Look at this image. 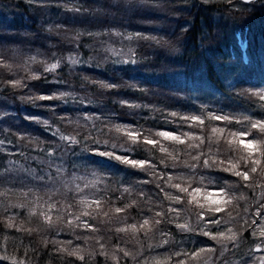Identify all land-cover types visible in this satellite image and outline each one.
Segmentation results:
<instances>
[{
    "label": "trees",
    "instance_id": "obj_1",
    "mask_svg": "<svg viewBox=\"0 0 264 264\" xmlns=\"http://www.w3.org/2000/svg\"><path fill=\"white\" fill-rule=\"evenodd\" d=\"M63 2L70 6L88 7L91 0H63ZM59 3L60 0H56V4ZM44 6L40 0H37L36 3H30L29 0H0V54L4 55L10 63H20V57L24 54L34 56L39 52L42 58H47L55 51L58 57H68L67 55H69L80 62L70 66V62L68 63V60L65 59V63L62 62L55 73H45L40 80L26 81V88L0 90V110L10 114L4 122L8 125L7 129H11L12 133H27L38 138L41 147H45L49 144L59 143V137L53 135L57 128L65 135H68L72 128H82L85 121L77 118L84 115L100 117L101 120L96 122L97 127L103 128V123L108 124V128H104L105 134L100 138L111 139L115 142L124 140L126 128L153 134L158 131H174L179 135L181 132L189 131L197 134H210L211 128L225 126L222 121H209L207 119L208 112L201 113V105L207 106L212 111L223 109V114L233 115L237 119H241L244 115L250 116L253 120L264 119V108L261 107L258 98L249 92V90L253 92L264 91V0L251 2L208 0L207 3H204L203 0H172V6L176 7L179 15L174 24V37L171 34L168 37L171 44L167 53L159 51L153 54L148 50L138 48V56H148L150 59L142 60L137 65L139 71L131 73L124 69L120 75H116L112 71V69L119 70L124 67L123 64L118 63L120 53L116 49L122 48L127 41L122 42L118 38L109 41V44L114 45V47L102 54L110 57L108 64L105 65L108 70H101L97 67L100 57L91 59L97 55L96 50L85 47L86 44L91 45L93 43L92 37H81L80 39L83 38L81 44L79 42L77 46L61 44L55 49L48 46L37 28L41 19L40 13L46 11ZM48 10L53 13L60 11L56 5L47 6ZM76 19L77 21L80 19L86 21L88 17L85 14L78 19V14H76ZM65 22L69 23L70 21L66 20ZM76 26L84 27L82 24ZM141 30L139 28L131 29V31ZM237 32L240 33L241 42L246 45L245 49L242 47ZM176 48L182 50L180 54L174 51ZM170 52L174 53V56H170ZM162 64L174 65L184 69L187 73L186 79H184L185 85L175 87L177 83L175 79H170L168 75L161 74V67L158 66ZM35 66L32 67L34 71ZM191 70L193 71L191 72ZM37 71H42V69L37 66ZM3 75L6 79L13 78L10 73L4 72ZM85 78L103 81L105 84H117L120 87L101 88L98 84L88 83ZM170 87H174V94H179H175L177 97L174 96L172 101L157 95V92L154 93V90H166ZM54 93H67L68 95L51 101L37 100L35 105L38 106H34L33 102L27 99L33 94L53 95ZM21 97H25V99H21ZM120 101L127 103L122 105L119 103ZM21 104L25 105L24 108L21 107ZM129 105H140V107H130ZM173 111L182 116L201 115V118L205 119L207 127L203 130L190 128L189 125H181L179 120L166 124L164 116ZM28 116L48 120L51 128L25 119ZM60 117H72V125H68L67 121L60 120ZM117 126L121 128L120 131L116 130ZM230 128L233 132L239 131L238 125L230 126ZM11 138L14 141L17 139L15 135L10 136ZM153 138L161 139L155 136ZM161 142L173 153L178 152L182 155L186 149L185 145L163 141L162 139ZM133 147L135 149V146ZM9 148H13V146L9 145ZM20 150L26 151L23 147ZM205 150L207 149L205 148ZM77 151L79 150L77 149ZM26 154L37 155L35 151H26ZM117 154L123 153L118 152ZM230 154L238 155L234 152ZM132 158L151 161L156 165L157 171L165 175L180 174L176 169L170 166L166 168L165 165L160 164V160L165 158V154L161 153L158 148L152 150L151 146H141L140 150L133 152ZM8 159H19L25 167L30 165L39 170L34 161L25 162L20 157H8L7 159L5 157L3 162L7 163ZM88 159L96 162L106 161V169H100L88 163L87 160H79L76 157L66 156L65 161L74 162L79 168V175H83L87 170L89 172L96 171L105 177L107 191L103 196H92L88 194L90 190H85V196L89 200L100 199L103 203L102 209L94 211L91 217H81L91 223L97 231L92 232L74 226L70 228L65 222L73 219L74 216H80L81 212L86 210L77 203L81 199L80 195L72 194L69 197L57 194L50 199L49 194L52 190L46 188L47 191L44 192L46 198L39 200L38 195L43 194L39 190L42 186L24 180L17 181L19 183L17 187L15 185V188L7 187L12 189L11 191L6 190L5 192V190L0 189V193H7L3 196L0 205V227H3L2 235L8 237V254L24 258L22 256L23 249H20L22 242L26 248L35 249L28 255L31 264H67L68 261L84 264V262L76 261L75 257H68L66 252H57L56 249L62 244L48 243L46 245L43 242L52 240L67 242L71 240L73 245L63 244V246L71 250V247L78 245L83 249L82 254H87L98 251L96 240L100 238L105 243L109 253L115 250L117 244L133 253L139 250L141 253V256L137 257L139 264H146V262L147 264H174L178 259L190 261L188 257L177 258L174 256L169 261L167 257L174 251L191 252L201 247L213 246L208 242V237L199 234L186 236L177 233L176 240L184 241L180 248L154 249L149 248L148 245L155 244L160 239L155 230L149 234V239H145L143 233L138 235H133L131 232L116 233V228L126 227L133 223L138 224L144 218L150 219L155 212L162 210L152 205V200H157L155 195H152V199L147 202L137 199L136 196L141 188L136 187L135 182L139 180L151 181L153 178L140 169L129 168L115 160L108 161V158L99 155H91ZM0 160L3 159L0 157ZM65 167L67 168L69 165L65 163ZM214 172L217 173L213 175L216 178L215 183L209 185L208 181L205 180L199 195L201 202H203L205 192L212 193V199H218L219 186L227 184L233 189L239 186V178L231 173ZM184 174L187 175L186 172ZM88 178L91 179V177ZM121 181H123L122 185ZM83 186L81 183L82 188ZM98 187L103 189L105 184H100ZM121 187L133 189L132 193L123 200L118 199L121 192L116 191ZM142 188L149 194L158 191L156 185L151 182L143 185ZM29 191L31 194L25 195ZM166 191L175 192L171 189H166ZM241 193L245 196V200L234 201V206L229 208L233 216L238 212L243 213L245 208L254 212L252 198L255 196L258 199L260 190L257 189L253 192L251 189L245 188L238 192L232 191L230 195L238 197ZM12 195H16V197L14 198ZM162 195L161 193L160 196L162 197ZM29 198L33 200V203L27 202ZM132 200H137V203L128 208L126 213L114 214L112 211L115 207H124L130 204ZM49 204H55L56 207L50 209ZM69 204L72 205L70 210L65 208V205ZM164 206L165 208L168 206L167 201L164 202ZM185 207L189 209V212L186 213L188 215L192 211H198L191 205H185ZM20 208H23L25 212ZM68 211L72 215H67ZM104 212H108L109 215H103ZM39 213L49 214L55 221V228L52 229L44 225L42 223L43 218L38 215ZM217 215H223L224 218H227L226 213ZM58 216L61 217L60 220L56 219ZM9 217H12V222L18 225L20 229H37V231L29 236L28 233L18 231L17 228H7ZM251 218L259 221L255 229L258 232L260 227L264 226V219L255 216ZM168 229L176 233L174 225H168L164 230ZM119 237H122L127 243H123ZM248 238L251 240L261 239L259 236L252 237L250 234ZM13 244L16 247H13ZM128 259L121 257V264H125ZM92 264H115V262L111 260L106 262L104 256L95 255Z\"/></svg>",
    "mask_w": 264,
    "mask_h": 264
},
{
    "label": "snow or ice",
    "instance_id": "obj_2",
    "mask_svg": "<svg viewBox=\"0 0 264 264\" xmlns=\"http://www.w3.org/2000/svg\"><path fill=\"white\" fill-rule=\"evenodd\" d=\"M0 59L8 60L4 55L0 54ZM68 62L75 64L78 61L76 58L67 57ZM63 62V61H62ZM58 63H50L46 65L45 73H55L57 68L60 67ZM10 63V62H9ZM2 70V68H0ZM41 75V76H42ZM41 77L38 79L40 80ZM46 79V77H45ZM20 85V81L14 78H8L7 82L0 81V90L14 89ZM108 87L113 85L108 84ZM252 96L258 98L260 105L264 108V91H251ZM67 93H61L58 97L52 95H38L32 97L30 101L61 99ZM126 104V101H123ZM130 107H140V105H129ZM201 113L208 112L207 119L209 121H222L224 127H213L209 133L197 134L195 132H181L179 135L174 131H158L154 134L151 132H143L138 129H125L127 137V146L122 145L116 148L112 146V151H105L109 147L107 140L101 142V136L104 134L105 129L97 127L100 117L95 115H84L77 119L85 121L83 127L87 128V133H91V139L87 138V133L81 131L80 135L75 134L65 135L57 128L54 136L59 137V143L49 144L41 147V142L38 138L24 133H12L11 129H5L0 126V157L7 155L8 157H20L25 162L34 161L37 169L32 168L30 165L25 167L20 163L19 159H8L7 163L0 160V188L6 184H14L20 180H28L37 186L46 187L52 190L49 198L52 199L55 195H67L71 197L72 194L80 195L81 199L77 202L82 205L86 210L81 212L80 216H74L71 220L65 222L68 226L83 228L96 232L97 229L91 223L81 217H91L92 213L101 210L103 203L100 199L89 200L85 196V190H90L89 195L103 196L107 191L105 177L98 174L96 171H87L83 175H77L79 168L71 160L65 161L66 156L76 157L79 160H87L91 155H99L101 157H108L119 161L120 164L128 166L133 169H140L141 171L152 176V180H139L136 187L141 190L136 193L137 199L142 201H150L152 195L157 197V200H152V205L159 207L162 210L154 213L152 218H144L140 223L128 224L126 227H118L115 229L116 233H128L133 235L143 233L145 239H149V234L155 230L160 239L155 244H149V248L167 250L169 248H180L184 243L183 240H176L177 233L185 234H199L208 237L214 241V245L210 247H201L188 251H174L167 257L169 261L173 256L188 257L189 260L199 261L200 264H264V255H257L264 253V226L260 227L257 232L256 226L258 220L252 219V216L264 219V119L253 120L250 116L244 115L241 119H237L233 115L223 114V109L215 111L209 110L207 106H200ZM219 113V114H218ZM10 114L0 110V125L4 122L5 118ZM25 119L33 120L38 124L44 125L46 128H51L48 120H41L39 117L28 116ZM60 120L67 121L69 125L73 123L72 117H60ZM179 120L181 125H189L190 128L205 129V119L201 115L182 116L178 112H169L164 116V122H175ZM239 126V131H231V127ZM78 128L77 130H80ZM120 131L119 126L116 127ZM83 133V134H82ZM15 135L17 139L14 141L9 137ZM159 137L163 141H170L175 144L185 145L186 149L181 155L180 153L170 152L165 147L161 139L153 138ZM12 145L13 148H9ZM75 146V147H73ZM135 146V149L134 147ZM141 146H151L152 150L159 149L161 153L165 154V158L160 160V164L165 167H172L176 169L179 175H165L158 172L156 165L146 159L132 158L135 150H140ZM26 149L27 152L35 151L37 155H28L26 151H21V148ZM205 148L207 150H205ZM14 149V150H13ZM77 149L79 151H77ZM91 149V151H89ZM103 149V150H102ZM215 149V150H213ZM121 152L123 154H117ZM238 153V155H231L230 153ZM43 157V158H41ZM223 157V158H222ZM60 161V163H57ZM170 162V164H169ZM65 163L69 167H65ZM47 169V171H45ZM151 170V171H149ZM214 171H223L231 173L233 176L239 178V186L233 189L230 185L219 186V198L212 199V193L205 192L203 202L199 195L204 186L205 180L209 185L215 183V177L212 175ZM187 173L185 175L184 173ZM20 173L24 175L21 176ZM88 177H91L89 179ZM154 183L157 188L156 193H146L143 191L142 186L148 183ZM83 183V188L81 187ZM121 185L123 181L120 182ZM105 184L103 189L98 185ZM199 185V186H194ZM251 189L255 192L260 190L259 198L253 196L254 212L245 208L243 213H237L235 216L229 211L230 206H234V201L245 200V196L241 193L240 196L230 195L232 191H240V189ZM166 189L175 190V192L166 191ZM116 191L121 192L118 199L123 200L127 195L133 191L131 187H121ZM163 194L162 197L160 194ZM7 193H0V198ZM26 193L25 195H30ZM183 194V195H182ZM159 201V202H157ZM168 202L165 208L164 202ZM137 200H132L130 204L124 207H115L112 209L114 214L126 213L128 208L136 205ZM185 205L194 206L198 211H192L190 215L186 214L189 209ZM23 207V205H20ZM48 207L55 208V204H49ZM72 205H65L66 209H71ZM227 214V218L223 215ZM42 216L44 225L51 228L55 221L47 213H39ZM67 215H72L70 211ZM103 215L108 216V212ZM210 217V218H209ZM60 220L61 217H57ZM183 221V222H181ZM168 225H174L176 233L171 229L164 230ZM7 228H17L18 231L28 233L30 236L37 229H20L18 225L12 222V217L6 225ZM3 227H0V264H5L10 261L11 264H31L28 259L29 252H34L35 249L26 248L23 243L20 244V249H23L22 256L24 258L10 255L7 252L8 237L3 236ZM259 236L261 239L249 240L248 236ZM119 239L123 243H127L122 237ZM79 240V237H77ZM46 245L51 243L62 244L57 248V252H66L68 257H75L76 261L84 262V264H92L95 255L105 257V261H114L115 264H121V257L129 258L125 264H139L137 257L141 256L139 250L135 253L120 247L119 244L115 245V250L109 253L106 250L105 243L100 238H97L96 244L98 251L82 254L83 249L78 245L71 247L63 246V244L73 245V241L60 242L56 240L44 241ZM16 247L15 244L12 245ZM119 253L120 255H118ZM67 264H75V261H68ZM147 264V262H146ZM175 264H186L184 259H178Z\"/></svg>",
    "mask_w": 264,
    "mask_h": 264
},
{
    "label": "clouds",
    "instance_id": "obj_3",
    "mask_svg": "<svg viewBox=\"0 0 264 264\" xmlns=\"http://www.w3.org/2000/svg\"><path fill=\"white\" fill-rule=\"evenodd\" d=\"M29 2L36 3L37 0H29ZM40 2L46 7L56 5L60 9V11L55 13L50 10L45 12L37 25L41 36L52 49H55L61 44L78 45L81 37H92L93 43L91 45L86 44L85 47H91L96 50L97 55H94L91 59H97L99 56L97 67L107 71L108 69L105 65L108 64L110 57L102 54L110 51L114 47V45L109 44V41L113 38H118L122 42L127 41L120 49L121 55L124 57V67L119 70L112 69L116 75H120L121 72H124V69L135 73L140 70L137 65L142 60L146 61L150 59L148 56H138V48L148 50L153 54L159 51H165L167 53L171 44L168 38L170 34L164 30L170 27L169 18L174 16L172 0H91L88 7L70 6L68 3L63 2V0H60L58 5L56 4V0H40ZM203 2L207 3L208 0H203ZM68 13L73 14V16L71 21L66 23V14ZM76 14H79L81 17L86 14L88 19L86 21L83 19L77 21ZM77 24H82L84 27H78L76 26ZM134 28L142 30L131 31ZM174 51L180 54L182 50L176 48ZM40 56L41 54L39 52L34 56L24 54L20 57V63H9V60L0 59V68H2L0 81L7 82L3 73H10L14 79L20 81V85L14 89H23L27 87L26 81L38 80L41 77L46 70L47 64L58 63L59 66V62L67 59V57H58L55 51L52 52L50 57L39 58ZM129 64L132 66L128 67ZM33 65H37L42 71H34L32 69ZM152 66L155 67V65ZM85 79L88 83L98 84L101 88L105 89L120 87L117 84H111L113 87H108V84H105L103 81ZM52 96L54 98L58 97L55 93ZM32 97L38 98V95L33 94L32 96H28L27 99L31 100ZM21 99H25V97H21ZM119 103L124 104L123 101ZM103 128H108V124L103 123ZM81 131L87 133V128L82 127L80 130L72 128L68 135L75 134L79 136ZM91 135V133H87L89 140L91 139ZM105 140L109 144V147L105 151H112L113 145L119 148L128 143L127 137L122 142L101 138V142ZM112 160L114 159L108 158V161ZM87 161L100 169H106V161L104 160L96 162L87 159Z\"/></svg>",
    "mask_w": 264,
    "mask_h": 264
},
{
    "label": "rangeland",
    "instance_id": "obj_4",
    "mask_svg": "<svg viewBox=\"0 0 264 264\" xmlns=\"http://www.w3.org/2000/svg\"><path fill=\"white\" fill-rule=\"evenodd\" d=\"M44 8L46 9V11L45 12H47V7H45L44 6ZM172 8H173V11H174V16L173 17H170L169 18V20H170V27L169 28H167V29H165L164 31L165 32H167V33H169V34H171L173 37H174V24H175V22H176V20H177V17H178V13H177V11H176V7H174V6H172ZM49 11V10H48ZM45 12H43V13H40V17L42 18L43 16H44V14H45ZM67 15V21H71V18H72V16H73V14H71V13H68V14H66ZM153 15H156V14H153ZM78 19H80V15L78 14ZM238 31H240V30H238ZM237 35L239 36V38H240V42H241V37H240V33H238L237 32ZM83 39V38H82ZM82 39H80V44H81V40ZM242 43V42H241ZM77 46V44H73V46ZM79 45V44H78ZM242 47L245 49L246 48V45H245V43L243 44L242 43ZM120 49L121 48H119V49H116V50H118V52L120 53V55H119V57H120V59L118 60V63L121 65V64H123V59H124V57H122V55H121V51H120ZM169 55L170 56H174V53H172V52H170L169 53ZM68 57H69V55H67ZM39 58H42L41 56L39 57ZM78 60V59H77ZM63 62L65 63V59L63 60ZM69 63V62H68ZM76 64V63H75ZM75 64H72V63H70V66H74ZM33 66H35V65H33ZM32 66V67H33ZM128 66H132L131 64H129ZM158 67H161V74H166V75H168V77L170 78V79H175L176 80V85H175V87H177L178 85H185L184 83H185V80L184 79H186V72L184 71V69H182V68H177L176 66H174V65H169V66H167V65H164V64H162V65H160V66H158ZM159 70V69H158ZM159 70V71H160ZM35 71H37V66H35ZM193 70H191V72H192ZM144 73H147V72H144ZM131 75V74H130ZM173 89H174V87H170V88H167L166 90H160V89H158V90H154V93L155 92H157V95H159V96H161V97H163V98H166V100H168V101H172L171 99L175 96V97H177V95H179L178 93H175V94H177V95H175L174 93H173ZM58 94V93H57ZM156 94V93H155ZM59 95V94H58ZM24 104H21V107L22 108H24ZM0 126H2L3 128H5V129H7L8 128V125L5 123V122H3L2 123V125H0ZM10 138V137H9ZM12 139V138H11ZM13 140V139H12ZM5 157H6V159L8 158V156H3V157H1L2 159H3V161L5 160ZM65 159H66V157H65ZM21 164H23L22 162H21ZM80 174V172H78L77 173V175H79ZM217 173H215V172H213L212 173V175H216ZM20 175L21 176H23L24 174L23 173H20ZM20 181H22V180H20ZM24 181H28V180H26V179H24ZM19 183H17V182H14V184H6L5 186H4V188H0V189H2V190H5V192H6V190L8 191H11L12 189H10V188H15V187H17V185H18ZM14 185H15V187H14ZM7 187H10V188H7ZM25 187V186H24ZM22 188H23V186H22ZM16 189H18V188H16ZM39 190L43 193V194H41V195H38L39 196V200L42 198V199H45L46 198V196H45V194H44V192L45 191H47L46 190V187H44V188H42V187H40L39 188ZM214 193H215V191H213ZM216 193H218V192H216ZM15 194V193H14ZM13 196V195H12ZM14 198L16 197V195H14L13 196ZM3 198V197H2ZM2 198H0V205L2 204ZM28 203H33V200L32 199H28V201H27ZM20 210H23V208H20ZM23 212H25L24 210H23ZM53 216V215H52ZM262 224H263V221H262ZM52 229H54L55 228V225H53L52 227H51ZM249 240H251V239H249ZM258 241H259V238L257 239ZM208 242L211 244V245H214V241H211L209 238H208ZM0 255H3V253H0ZM257 255H264V253H258ZM11 262L10 261H6L5 262V264H10ZM174 264H175V262H174ZM186 264H200V262L199 261H195V260H190V261H188V262H186Z\"/></svg>",
    "mask_w": 264,
    "mask_h": 264
},
{
    "label": "water",
    "instance_id": "obj_5",
    "mask_svg": "<svg viewBox=\"0 0 264 264\" xmlns=\"http://www.w3.org/2000/svg\"><path fill=\"white\" fill-rule=\"evenodd\" d=\"M243 1H245V2H251V1H254V0H243Z\"/></svg>",
    "mask_w": 264,
    "mask_h": 264
}]
</instances>
